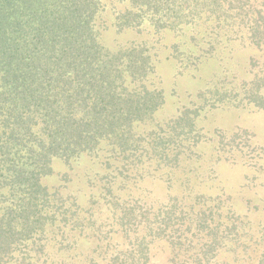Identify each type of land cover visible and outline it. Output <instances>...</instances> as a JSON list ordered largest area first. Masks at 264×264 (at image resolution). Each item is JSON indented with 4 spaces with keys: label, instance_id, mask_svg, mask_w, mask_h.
<instances>
[{
    "label": "trees",
    "instance_id": "1",
    "mask_svg": "<svg viewBox=\"0 0 264 264\" xmlns=\"http://www.w3.org/2000/svg\"><path fill=\"white\" fill-rule=\"evenodd\" d=\"M108 29L152 39L113 48ZM171 34L189 38L172 55L194 69L224 45L251 50L247 79L208 92L264 108V0H0V264H150L155 241L170 264H264V226L253 232L227 197L186 188L188 210L174 216L172 198L143 216L135 183L117 195L132 177L176 170L200 140L190 110L155 117L158 51ZM83 159L99 165L86 205L69 186Z\"/></svg>",
    "mask_w": 264,
    "mask_h": 264
},
{
    "label": "rangeland",
    "instance_id": "2",
    "mask_svg": "<svg viewBox=\"0 0 264 264\" xmlns=\"http://www.w3.org/2000/svg\"><path fill=\"white\" fill-rule=\"evenodd\" d=\"M102 38L113 48L131 40L152 39L145 32L133 29L123 32L108 29ZM188 39L177 40L171 34L165 35L161 41L154 82L163 87L165 103L155 117L164 123L190 110L200 140L194 145L193 154L176 170L166 173L153 171L136 180L132 177L123 189L125 194L117 195L123 202L130 184L135 183L129 198L138 213H144L143 216L172 198L180 201H173L177 207L172 203L165 204L166 210L173 208L174 216L182 206L188 210L191 197H185L184 202L182 199L186 188L193 197L196 193L227 197L233 213L247 220L254 232L264 226V108L233 107L229 100L215 103V95L208 92L212 86L231 87L239 80L247 79L250 76L248 57L252 51L239 43L224 45L213 56L197 61L194 69L192 61L183 63L185 60L179 61L175 54L172 55L174 44L179 43L182 49L188 48ZM57 166L60 171L67 170L62 163ZM98 166L95 161L83 159L75 170L70 171L73 175L70 189L84 205L88 202V190L91 188L88 178L93 176ZM52 182L58 183L60 178L54 177ZM97 183L98 180L94 183L95 188L99 186ZM118 183L116 180L113 184L115 191ZM103 215L106 216L105 211L99 217ZM162 242L155 241L149 245L150 264H170L163 258L168 249ZM221 255L230 258V253L224 250Z\"/></svg>",
    "mask_w": 264,
    "mask_h": 264
}]
</instances>
